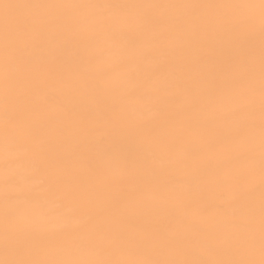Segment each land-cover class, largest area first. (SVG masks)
<instances>
[{"label":"bare ground","instance_id":"obj_1","mask_svg":"<svg viewBox=\"0 0 264 264\" xmlns=\"http://www.w3.org/2000/svg\"><path fill=\"white\" fill-rule=\"evenodd\" d=\"M0 3L142 6L0 8V259H207L206 251L195 246L153 245L106 254L86 248L66 251L48 241H59L82 224L85 204L130 235L194 241L239 215L233 203L236 190L225 181L250 167L255 169L253 255L259 259V9L169 7L258 5L259 0ZM5 15L79 21L73 27L84 30L67 50L64 39L50 41L46 48L38 40L26 50L37 81L27 115L16 102L7 109L4 102ZM233 15L256 18L250 80L235 68L222 71L224 42L213 24ZM105 17L112 23L97 26L99 35L84 23ZM192 21H199L198 27ZM242 35L246 51L248 37ZM73 56L78 57L75 63ZM250 87L254 106L249 114L247 106L237 109V103ZM248 121L250 132L233 135ZM145 157L146 167L139 163ZM6 223L10 229L25 225L41 233L45 243L32 252L6 254Z\"/></svg>","mask_w":264,"mask_h":264},{"label":"snow or ice","instance_id":"obj_2","mask_svg":"<svg viewBox=\"0 0 264 264\" xmlns=\"http://www.w3.org/2000/svg\"><path fill=\"white\" fill-rule=\"evenodd\" d=\"M128 8L142 7L140 5H84V4H26V3H0V8L6 12L13 8ZM147 7H156L149 5ZM169 7H211L219 9H259V259L254 258V250L257 246V236L253 228L255 219V202L253 197L254 185L251 178L254 168L241 170L237 175L226 179L225 183L236 190L234 206L239 215H234L227 227H216L198 237L194 241L184 242L175 237L166 235L155 236L150 233L143 235H130L127 230L116 229L98 213L90 210V205L85 204L84 222L59 241H48L49 244H62L66 251L86 248L89 251L100 250L108 254L116 250H137L148 248L153 245L165 247H179L187 250L191 246L203 248L209 258H172V259H29V258H4L0 264H264V0L259 4H218V5H169ZM147 23V21H145ZM3 27V88L4 102H16L27 115L33 104V90L37 85L35 77L30 68V58L25 55L26 50L38 40L45 48L50 41L64 39L65 50L73 42H79L84 30L74 28L79 21H60L54 17L32 16V17H9L5 15ZM90 26L94 35H99L95 29L106 27L112 23V18L105 17L93 21H85ZM199 21H192L194 27H198ZM15 27V35L13 34ZM256 18L253 16L222 17L213 24L214 30L221 34L224 42L221 48V63L225 66L223 70L235 68L237 71L248 74L249 80L252 76L254 63V34ZM247 34L248 46L245 51L242 46L244 36ZM194 36L196 33L194 32ZM78 57L73 56L75 63ZM51 78V73L43 74ZM254 89L249 88L247 93L242 94L237 109L247 106L249 114L253 101L251 99ZM251 121L233 130V135L245 134V130L251 131ZM25 135H30L28 128L24 129ZM10 133L6 131V136ZM23 137H21L22 139ZM103 139V138H101ZM142 166L148 165L145 157L139 161ZM199 232V230H197ZM78 232L85 233V237L77 235ZM45 243L42 234L25 226L18 225L15 229L5 226L2 246L4 252L16 253L32 252Z\"/></svg>","mask_w":264,"mask_h":264}]
</instances>
